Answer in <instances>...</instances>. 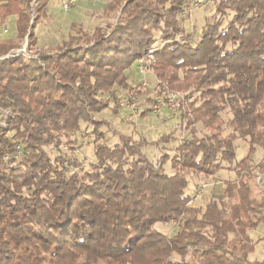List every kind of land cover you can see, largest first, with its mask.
Listing matches in <instances>:
<instances>
[{
    "label": "trees",
    "instance_id": "obj_1",
    "mask_svg": "<svg viewBox=\"0 0 264 264\" xmlns=\"http://www.w3.org/2000/svg\"><path fill=\"white\" fill-rule=\"evenodd\" d=\"M50 1L0 0V24L15 18L16 26L13 39L0 40V107L11 111L0 127V264H264L249 259L264 195L256 198L247 181L264 150V0H219L197 41L182 25L181 0H113L104 13L118 17L108 30L45 51L36 48L34 26ZM26 37L38 58H5ZM150 50L149 76L194 98L182 120L188 135L149 143L121 134L111 147L102 131L109 123L95 116L110 100L121 108L119 89L146 96L126 71ZM82 125L92 128L95 158L72 172L46 149H73ZM237 139L249 150L236 163ZM176 140L173 156L152 162L143 154ZM225 164H235L237 180L206 205L191 203L190 178H212ZM159 223H173L176 233Z\"/></svg>",
    "mask_w": 264,
    "mask_h": 264
},
{
    "label": "rangeland",
    "instance_id": "obj_2",
    "mask_svg": "<svg viewBox=\"0 0 264 264\" xmlns=\"http://www.w3.org/2000/svg\"><path fill=\"white\" fill-rule=\"evenodd\" d=\"M34 5L35 3H32L31 5V24L34 23L36 18V15L33 11ZM62 5L63 0H51L46 12V16H44L36 26H34L35 34L38 39V44L36 46L37 49H43L47 51L57 46H66L64 43L69 42L70 36L75 37L77 40L79 39L78 44H80L82 43L81 41L84 40L83 38L85 33L89 34L90 38L97 28L108 30L109 25L114 24L117 20L116 18L118 17V12L105 14L103 12V9L105 8L104 3H93V0H79L75 6H73L68 11H66ZM216 10V6L198 8L193 11L189 20H183L182 25L185 27L186 33H192L194 41L198 40L200 30L203 29L206 24L214 22ZM5 29L7 32H5ZM15 36V18H10L9 21L3 25L0 24V40L13 39ZM18 43L20 47L11 51L8 54L9 56L16 54L15 52L19 50L26 49L27 54L25 55L24 53H21L22 55L29 59L38 58L39 55L28 52V37H26L23 42ZM126 74L128 76V84L131 88H133L134 91L144 89L147 90L144 91L147 94L146 96L144 94L142 96H137L139 97L141 103L139 106V116L133 115L131 111L126 109L119 108L116 110V104L113 100H110L109 107L105 111L95 116L96 119H104L109 123L102 129V131L105 133L107 144L109 146L112 147L118 144L121 134L131 136L137 141L144 139L149 143L157 142L163 136L172 132H175V137L178 139L188 135V131L184 129V123L182 121L183 118L178 119L172 117L169 111L166 109H164L160 114L151 111L145 116H142V114L148 110L149 107L147 106H151L152 100L149 102V99L153 98L155 93L160 92V90L162 91V89L158 88L155 77L153 76H148L146 78L150 84V87L143 88L142 84H140L142 76L138 71L137 62L126 71ZM126 93H133V91L119 89L117 98H120L121 95H125ZM103 98H108V96L105 95ZM7 113L10 115L11 111L3 110L0 107V121L3 118H6ZM222 117L225 120H228L230 115L227 112H224L222 113ZM82 128L83 131L81 133L72 137V140L76 139L77 141V144L73 149L69 148L65 144L61 145L59 148L49 147L46 149L47 153L50 154L52 159L60 156L64 157L63 165L65 166V169L68 170L70 168L69 171L72 172H85L88 169L89 164L94 161L95 158L93 144L95 137L93 134L88 136V133L92 131V128L88 125H82ZM196 128L199 131L198 135L200 137L207 133L200 124H198ZM229 132L230 130L226 129L225 134H228ZM178 142L179 141L176 140L170 142L169 144H161L158 147L149 145L142 151L147 159L155 162L165 153L173 156ZM234 146L236 148L237 163L248 155L249 146L242 139H237L234 142ZM70 163L80 164L81 169L75 170V168H72L73 166H71ZM260 165L264 166V150L258 148L256 154L253 157V174L247 179L248 184L253 189L255 197L258 199L264 195V184H258L256 177L257 174H260L264 178V168L258 169V166ZM234 167L235 164L232 166L225 164L224 169L217 172L212 178H190L188 192L191 195L196 194L197 189L203 183L209 184V187L206 189L203 197L197 200L196 204L204 206L213 197L222 195L225 189V183L227 181H236L238 178ZM164 168L168 175L173 174L171 161L167 162ZM156 227L164 234H174L177 230L173 223H159L156 225ZM250 235L252 240L256 242V246L249 259L251 261H261L264 259V223L260 224L258 229L251 232Z\"/></svg>",
    "mask_w": 264,
    "mask_h": 264
},
{
    "label": "built area",
    "instance_id": "obj_3",
    "mask_svg": "<svg viewBox=\"0 0 264 264\" xmlns=\"http://www.w3.org/2000/svg\"><path fill=\"white\" fill-rule=\"evenodd\" d=\"M79 0H63L62 7L68 11L71 9ZM219 0H181L182 7V18L184 20H189L192 16V13L195 9L208 7V6H216ZM5 32L7 30L5 29ZM12 56H18L21 53H26V49L19 50L15 52ZM10 57L9 55L6 57ZM156 65V58L154 52L150 50L144 56L138 58L137 60V68L142 76V80L140 84H142L143 88L150 87V84L147 81V77L153 74V68ZM158 88H161L162 91L155 93V96L152 98L151 109L154 113L160 114L164 109L168 110L170 115L175 118H183L186 114V109L188 107L189 102L193 101V97L189 98V95L185 92L180 91H172L170 90L166 84L157 83ZM118 104L122 109H126L132 112V114L136 115L138 113V109L140 106V100L137 95L134 93H126L125 95H121L118 99ZM9 116L7 113L6 118ZM1 126H5L3 119L0 121ZM21 154V149L18 147L16 155L19 156ZM9 159V156L5 157ZM257 182L258 184H264V178L262 175L257 174ZM209 187V184L203 183L199 186L196 191L194 199L191 203L195 204L197 200L203 197L206 189ZM263 258H264V249H263Z\"/></svg>",
    "mask_w": 264,
    "mask_h": 264
},
{
    "label": "crops",
    "instance_id": "obj_4",
    "mask_svg": "<svg viewBox=\"0 0 264 264\" xmlns=\"http://www.w3.org/2000/svg\"><path fill=\"white\" fill-rule=\"evenodd\" d=\"M112 1H113V0H93V3H100V4H101V3H104L105 8H106L107 5L110 4ZM91 2H92V1H91ZM105 8L103 9V12H104ZM147 107L151 108L150 105H148ZM149 108H148V109H149Z\"/></svg>",
    "mask_w": 264,
    "mask_h": 264
}]
</instances>
